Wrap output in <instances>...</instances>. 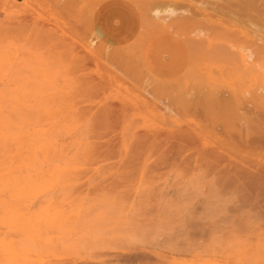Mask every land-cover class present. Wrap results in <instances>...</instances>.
Returning a JSON list of instances; mask_svg holds the SVG:
<instances>
[{
  "label": "rangeland",
  "instance_id": "1",
  "mask_svg": "<svg viewBox=\"0 0 264 264\" xmlns=\"http://www.w3.org/2000/svg\"><path fill=\"white\" fill-rule=\"evenodd\" d=\"M153 7L0 0V264H264V53Z\"/></svg>",
  "mask_w": 264,
  "mask_h": 264
},
{
  "label": "bare ground",
  "instance_id": "2",
  "mask_svg": "<svg viewBox=\"0 0 264 264\" xmlns=\"http://www.w3.org/2000/svg\"><path fill=\"white\" fill-rule=\"evenodd\" d=\"M145 3H148L150 4V6H154L152 8V13L151 15L156 17L157 16V13L160 12V6H165V10L168 12V14L164 17H169V21H170V25L173 24V23H181L183 24L184 22L186 23H194L198 20L200 21H206V22H215L219 25V27H221L222 25H224V23L230 25L228 23V18L230 20V22L233 21V23H235V21H237L238 25L243 23L244 26H246V28L244 30H240L238 32H234L235 34L239 33L240 35L243 36V39H245L246 41H251L253 44H250L248 45L247 48L243 49L242 48V52L238 53V55H233V59L235 60V64L237 67H240V68H244L245 71L247 69H249V67H251L253 64H252V61L255 60L256 56L259 55V54H262L264 53V0H215V1H208V0H143ZM174 6H185L182 10L183 12H176ZM177 13H180V14H177ZM175 14H177V17L174 19H170L171 16H174ZM220 16H225L227 17V19H222V17ZM221 19H220V18ZM224 18V17H223ZM219 19V20H218ZM221 20V21H220ZM227 20V21H226ZM223 21V22H222ZM236 24V23H235ZM234 24V25H235ZM185 25V23H184ZM198 25V24H197ZM243 25H241L240 27L244 28ZM178 26V25H177ZM187 26V25H186ZM201 26V25H200ZM207 26V25H206ZM232 26V25H230ZM215 27V26H214ZM173 28V27H172ZM217 30L218 28L215 27ZM223 30L225 28L221 27ZM222 30V31H223ZM226 30H229V29H226ZM218 32V31H217ZM226 32V31H225ZM187 34V33H186ZM190 34L194 35V36H197L198 38H193L190 36ZM212 34V32L210 33ZM233 34V33H232ZM201 35L202 36H208L209 35V29L208 28H202V27H196L192 30L189 31V35L187 36V39L185 40L186 42V45H187V48L188 50L190 49H197V48H201L203 47L204 45V42H207L205 43L206 46H204L206 49H211L212 48V43L210 41H207V39H204V38H201ZM245 37V38H244ZM248 40H247V39ZM251 45V46H250ZM115 48V47H114ZM119 51V49H118ZM260 52V53H259ZM259 53V54H257ZM257 54V55H256ZM110 56V55H109ZM121 56V55H120ZM113 57H116V56H113ZM123 57V56H122ZM124 58V57H123ZM112 60V58H111ZM115 60V59H113ZM130 60V59H129ZM117 62V59L115 60ZM114 61V62H115ZM133 61V60H132ZM124 62V60H123ZM254 62V61H253ZM119 63V61H118ZM132 63V62H131ZM124 64V63H123ZM122 64V65H123ZM133 64V63H132ZM112 65V64H111ZM131 65V64H130ZM114 68H115V65L113 64ZM121 66V65H120ZM118 68H119V65H118ZM116 67V69H118ZM128 68V67H126ZM138 68V67H137ZM140 68V67H139ZM121 69V68H120ZM251 69V68H250ZM119 70V69H118ZM141 70V69H140ZM139 70V71H140ZM134 71V70H133ZM142 71V70H141ZM144 71V70H143ZM245 71H243V73H245ZM112 72V71H111ZM131 72V70L129 71ZM135 74L137 75V71H134ZM124 73V72H123ZM145 73V72H144ZM144 73H139V74H142V77L145 76ZM248 73V70L247 72ZM125 74V73H124ZM123 74V75H124ZM130 74V73H129ZM134 73H132L133 75ZM138 74V75H139ZM127 75V73H126ZM131 75V76H132ZM128 76V75H127ZM132 79V78H131ZM146 79V78H144ZM147 79H149V76L147 75ZM151 79V78H150ZM156 79H152L150 81V84L153 83L152 85H156V82H155ZM145 86V85H144ZM158 86V85H157ZM145 88V87H144ZM155 88V86H154ZM153 88V89H154ZM152 88H145L144 91H145V94H144V97H146L143 101L144 102H149L150 104H153V107H154V110L159 114V116L163 115L164 113H168L170 110H171V107H170V102H169V98L170 97H166V99H163V100H159V102H155L154 101V98H153V90ZM263 91V90H261ZM262 94V93H261ZM170 96V95H169ZM218 97V96H217ZM216 97H213V104L217 105V103H219L218 105H220V103H222V101L224 102V98H216ZM147 99V100H146ZM219 99V100H217ZM165 100V101H164ZM143 102V103H144ZM249 103V102H248ZM121 105V104H120ZM123 106V105H122ZM123 108V107H121ZM120 109V108H119ZM104 111V110H103ZM102 112V111H101ZM110 112V111H109ZM109 112L107 111H104L103 114L107 117H104V118H108L110 117L109 115ZM10 114V113H9ZM102 114V113H101ZM109 115V116H108ZM156 115V114H155ZM259 120V122L255 121V120ZM257 118H254V121L256 123H260L261 125H264V117H257ZM261 118V119H260ZM103 120V119H102ZM194 125V124H193ZM192 125V126H193ZM258 125V124H257ZM191 126V127H192ZM195 126V125H194ZM198 129V128H197ZM195 132V131H194ZM264 132V131H263ZM193 133V132H191ZM258 133V132H257ZM262 133V132H261ZM196 134V133H195ZM167 135V134H166ZM169 135H170V132H169ZM174 135V134H173ZM176 135L178 136V138L176 137ZM194 135V134H193ZM264 135V134H263ZM11 136V135H10ZM153 136V135H152ZM171 137V135H170ZM173 137V136H172ZM175 137L176 139H178L177 143H176V146L175 147H172V149L175 150L174 153L176 154H181L184 150H185V146L186 144V141L187 139H191V136L186 133L185 131H178L175 133ZM193 137V136H192ZM263 137V136H260V138ZM141 138V137H140ZM157 138V136L155 137ZM159 139L160 138V135L158 137ZM168 138V136H167ZM258 138H259V135H258ZM142 139V138H141ZM146 139V138H145ZM149 139V138H148ZM173 139V138H172ZM195 140V139H194ZM263 139L261 138V141ZM139 141H141L139 139ZM146 141V140H145ZM163 141V139H162ZM162 141H160V143H158L159 145L161 144L162 145ZM171 141V140H170ZM174 142L176 140H173ZM192 141V140H191ZM258 141V140H256ZM143 142V140L141 141ZM140 142V143H141ZM154 142V141H153ZM173 142V143H174ZM259 142V141H258ZM138 143V141H137ZM150 143V140L148 141L147 144ZM252 143V142H251ZM263 143V142H262ZM171 144H172V141H171ZM189 144V143H188ZM187 144V145H188ZM191 144V142H190ZM141 145H144V144H141ZM140 145V147H141ZM154 145V144H153ZM157 146V144H155ZM157 146V147H160V146ZM175 145V144H174ZM137 146V145H136ZM139 146V145H138ZM137 146V147H138ZM149 146V145H148ZM151 146H152V142H151ZM172 146V145H171ZM153 147V146H152ZM139 148V147H138ZM137 148V149H138ZM144 148H145V145H144ZM149 148V147H148ZM151 148V147H150ZM162 148V147H160ZM139 149H143L142 147L139 148ZM138 149V150H139ZM166 149V148H165ZM169 149V148H167ZM107 151V149H106ZM166 151V150H165ZM168 151V150H167ZM171 151V150H170ZM104 152H105V149H104ZM106 153V152H105ZM165 153V152H164ZM169 153V152H168ZM172 153V152H171ZM208 154V152H206ZM167 154V152H166ZM202 154V152L200 153ZM204 154V152H203ZM205 154V155H207ZM211 154V153H210ZM209 154V155H210ZM169 155V154H168ZM208 155V156H209ZM162 156V155H161ZM163 156H165V154H163ZM171 155H169L170 157ZM198 156V155H197ZM166 157V156H165ZM217 157V156H216ZM171 158V157H170ZM173 160H174V156H172ZM221 158V157H220ZM162 159H165V158H162ZM161 159V160H162ZM169 159V158H168ZM203 159V158H202ZM201 159V161H202ZM160 160V161H161ZM172 160V159H171ZM169 159V163L171 161ZM159 161V162H160ZM167 157H166V162H167ZM162 162V161H161ZM172 163V161H171ZM161 164V163H159ZM166 164V163H165ZM163 165V164H162ZM264 167V166H263ZM219 174V173H218ZM222 176V175H221ZM220 176V177H221ZM8 208V207H7ZM133 254V253H132ZM135 255H137L135 253ZM130 255H128V258ZM132 256V255H131ZM137 256H140V255H137ZM136 257V256H135ZM132 256V258H135ZM136 258H139V257H136ZM143 258V257H142Z\"/></svg>",
  "mask_w": 264,
  "mask_h": 264
}]
</instances>
